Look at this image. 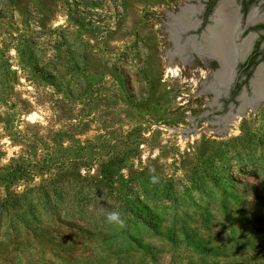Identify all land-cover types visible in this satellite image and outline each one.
Returning a JSON list of instances; mask_svg holds the SVG:
<instances>
[{
  "label": "rangeland",
  "instance_id": "rangeland-1",
  "mask_svg": "<svg viewBox=\"0 0 264 264\" xmlns=\"http://www.w3.org/2000/svg\"><path fill=\"white\" fill-rule=\"evenodd\" d=\"M202 2L0 0V264H264V96Z\"/></svg>",
  "mask_w": 264,
  "mask_h": 264
},
{
  "label": "bare ground",
  "instance_id": "bare-ground-1",
  "mask_svg": "<svg viewBox=\"0 0 264 264\" xmlns=\"http://www.w3.org/2000/svg\"><path fill=\"white\" fill-rule=\"evenodd\" d=\"M188 8L190 7H182V9L178 13L173 14V20L175 19L176 22V24L174 25L179 26L178 28L176 26L177 30H186L184 28L187 26L184 24V27L183 24H179L177 19L184 23L183 20L185 21V19L189 16V11H187ZM234 13L235 11L233 9V2L231 0H223L222 5L218 7L213 13V16L211 17L212 24L205 30L204 33L206 34L202 33V35H204L200 36V38L202 37L200 44H197L198 41L194 36H191L194 40L190 38L188 42H186L188 43V48L190 49V51L192 50V52H194L195 54L198 53V55L203 58H214L221 65L223 64L222 62L226 60L225 55H229L230 57L228 56V58L230 59H239L243 55H245L246 51L248 50V44L250 42L248 39L246 40V44L240 46L241 50H237V46L235 47L234 44H229L230 42L233 43V41L235 40V35L238 29V26L235 23L236 20ZM171 39L173 40L172 42H174L176 48L174 49V51H171L170 57L172 58V56L174 55L183 56V54H185L183 52H186L185 48L187 47L185 46L184 48V46H181L180 44L178 45L179 39L177 40L176 36H172ZM254 75L255 78L251 80V86L253 85L254 87L253 96L257 99L258 97H260V95H264V63H261V65L256 68ZM227 120L230 119L227 118Z\"/></svg>",
  "mask_w": 264,
  "mask_h": 264
},
{
  "label": "flooded vegetation",
  "instance_id": "flooded-vegetation-1",
  "mask_svg": "<svg viewBox=\"0 0 264 264\" xmlns=\"http://www.w3.org/2000/svg\"><path fill=\"white\" fill-rule=\"evenodd\" d=\"M223 0H203L201 3L200 19L198 20L201 34L211 26V17L214 11L222 5ZM235 11V23L238 26L236 32V41L240 40V46L246 44V40L250 39L248 50L246 51L244 62L238 66V76L233 84L234 90H240L241 82L239 78L244 75L242 82L244 84L250 78L253 70L264 61V0H231ZM236 47V46H235ZM264 63V62H263ZM239 87L238 89H235Z\"/></svg>",
  "mask_w": 264,
  "mask_h": 264
},
{
  "label": "clouds",
  "instance_id": "clouds-1",
  "mask_svg": "<svg viewBox=\"0 0 264 264\" xmlns=\"http://www.w3.org/2000/svg\"><path fill=\"white\" fill-rule=\"evenodd\" d=\"M153 182H155V178H153ZM106 221L108 223H115L118 224L120 226H123L124 221L121 218V214L119 211H109L106 214Z\"/></svg>",
  "mask_w": 264,
  "mask_h": 264
},
{
  "label": "water",
  "instance_id": "water-1",
  "mask_svg": "<svg viewBox=\"0 0 264 264\" xmlns=\"http://www.w3.org/2000/svg\"><path fill=\"white\" fill-rule=\"evenodd\" d=\"M244 56H245V55H243L242 57H244ZM229 60H232V61L234 60V62H236V61H235V58H234V59H232V58L230 59V58H229ZM260 65H261V64H260ZM257 68H258V67H257ZM250 86H251V84H250ZM251 87H252V91L254 92V90H253V88H254L253 85H252ZM262 96H264V95H260V97H262ZM260 97H258L257 99H259ZM254 99H255V101L257 100L255 97H254ZM247 106H248V105H247ZM247 106H245V105H243V103H241L240 106H239V108L237 109V111H238L239 113H241V112H243V111L245 110V108H246Z\"/></svg>",
  "mask_w": 264,
  "mask_h": 264
},
{
  "label": "trees",
  "instance_id": "trees-1",
  "mask_svg": "<svg viewBox=\"0 0 264 264\" xmlns=\"http://www.w3.org/2000/svg\"><path fill=\"white\" fill-rule=\"evenodd\" d=\"M239 87H236L235 89H238Z\"/></svg>",
  "mask_w": 264,
  "mask_h": 264
}]
</instances>
